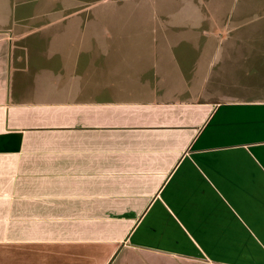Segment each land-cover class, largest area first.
I'll return each mask as SVG.
<instances>
[{
	"label": "crops",
	"instance_id": "crops-1",
	"mask_svg": "<svg viewBox=\"0 0 264 264\" xmlns=\"http://www.w3.org/2000/svg\"><path fill=\"white\" fill-rule=\"evenodd\" d=\"M227 24L215 0L0 4V246L48 252L1 264H264V99L227 97Z\"/></svg>",
	"mask_w": 264,
	"mask_h": 264
},
{
	"label": "rangeland",
	"instance_id": "rangeland-1",
	"mask_svg": "<svg viewBox=\"0 0 264 264\" xmlns=\"http://www.w3.org/2000/svg\"><path fill=\"white\" fill-rule=\"evenodd\" d=\"M2 4L24 0H0ZM33 1V0H27ZM49 1V0H45ZM223 4V17L228 23L229 35L222 50L234 46L232 88L225 90L233 99H264V0H215ZM0 3V4H1ZM228 31V30H227ZM231 33V34H230ZM241 39L238 40V36ZM221 58V57H220ZM223 60V59H222ZM47 250L1 247L0 262L8 258L47 256ZM1 264V263H0Z\"/></svg>",
	"mask_w": 264,
	"mask_h": 264
}]
</instances>
